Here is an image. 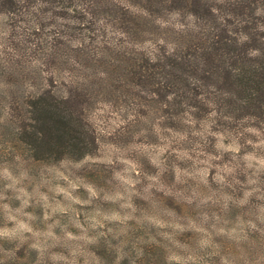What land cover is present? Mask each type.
I'll return each instance as SVG.
<instances>
[{
    "label": "rangeland",
    "instance_id": "374dc122",
    "mask_svg": "<svg viewBox=\"0 0 264 264\" xmlns=\"http://www.w3.org/2000/svg\"><path fill=\"white\" fill-rule=\"evenodd\" d=\"M114 2L140 16L126 31L98 15L96 32L127 51L73 64L91 141L82 157L38 149L22 132L34 122L28 95L68 93L70 73L0 12V264H264V113L173 106L140 83L141 53L172 45L184 17L175 5L141 14L143 0Z\"/></svg>",
    "mask_w": 264,
    "mask_h": 264
},
{
    "label": "trees",
    "instance_id": "16d2710c",
    "mask_svg": "<svg viewBox=\"0 0 264 264\" xmlns=\"http://www.w3.org/2000/svg\"><path fill=\"white\" fill-rule=\"evenodd\" d=\"M114 1L0 0V12L12 19L17 17L20 23L15 26L42 49L45 63L54 60L59 71L61 67L69 69V76L63 77L68 93L52 94V89H44L28 95V119L34 122L24 125L22 132L33 134L38 149L59 151L61 156L75 148L81 150L80 157L91 153L83 151L91 141L83 135L89 131L83 111L76 110L79 89L72 67L76 59L95 57L105 49L127 51L128 46L120 39L109 41L102 29L96 32L100 14L112 13L127 24L126 31H130V21L140 16L127 8L125 12L116 10ZM143 1L137 11L141 14H150L159 4L175 5L184 20L178 23L172 45L166 40L141 53L136 63L140 83L154 85L155 94H164L173 106L217 103L222 109L217 110L230 119H254L264 113V0ZM46 21L54 31L52 39L44 42L41 37ZM104 43L111 45L102 47ZM14 47L17 49V45ZM68 48L75 58L67 54Z\"/></svg>",
    "mask_w": 264,
    "mask_h": 264
}]
</instances>
